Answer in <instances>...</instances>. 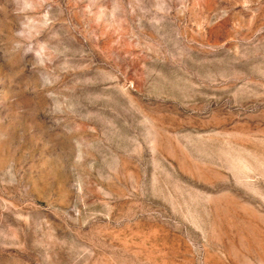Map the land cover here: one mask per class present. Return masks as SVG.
<instances>
[{"label":"rangeland","instance_id":"374dc122","mask_svg":"<svg viewBox=\"0 0 264 264\" xmlns=\"http://www.w3.org/2000/svg\"><path fill=\"white\" fill-rule=\"evenodd\" d=\"M0 264H264V0H0Z\"/></svg>","mask_w":264,"mask_h":264}]
</instances>
